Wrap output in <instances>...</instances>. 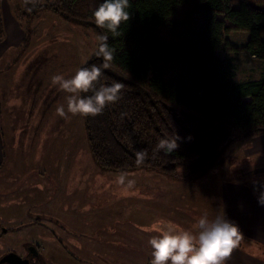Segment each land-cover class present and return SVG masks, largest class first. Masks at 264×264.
<instances>
[{
  "label": "rangeland",
  "instance_id": "rangeland-1",
  "mask_svg": "<svg viewBox=\"0 0 264 264\" xmlns=\"http://www.w3.org/2000/svg\"><path fill=\"white\" fill-rule=\"evenodd\" d=\"M37 1L43 3L44 0ZM5 7L9 14H4ZM26 8L28 6L21 0H0V22L3 16L11 14L17 24L13 41L18 36H26L27 39L25 45L22 44L23 48L12 53L13 59L17 58L13 65L16 78L24 84L31 69L38 68L41 74L35 71L37 78L44 75L52 82V77L58 74L70 78L81 66L82 60L92 57L97 36L44 10L27 23L20 16ZM3 34L5 37L4 28ZM245 40V33H228L218 53L230 62L236 82L258 80L264 74V60L242 50ZM55 84L60 95L57 99L24 105L26 121L29 117V125L34 122V133L42 132L43 138L35 149L27 145L23 152L20 150L19 157L33 177L43 173L47 175L48 171L36 169L38 163L33 155H29L31 151L35 153L37 150L38 153L40 150L37 148L41 149L40 156H34L38 162L53 168L52 174L62 186L56 181L53 184L48 180L46 182L50 191L61 190L60 199L50 202V206L43 202L46 198L35 200L37 195H42V189L37 184L39 179L24 182L27 185L25 199L19 188L7 197L3 205L8 211L22 212L5 218L0 204V255L15 253L24 258L30 256L29 264H150L148 241L157 235L151 230L157 221L189 228L202 215L209 218L218 214L227 216L226 187L232 183H247L253 186L252 194L258 197L264 194V151L249 158L247 155L251 152L239 148L240 143L247 144L250 139L262 135L232 144L227 150L233 151L236 163L216 167L201 180L183 182L187 180L184 170L178 171L175 178L165 177L153 170L102 173L90 156L83 116L68 110V93ZM61 106L63 113L56 111ZM15 184L11 181L10 188ZM0 196H3L1 189ZM27 203L34 208L29 218L23 219ZM35 203L44 210L36 209ZM248 208L254 209V206L248 205ZM250 221H253L252 214ZM244 240L240 238L237 248L242 249ZM36 249L41 260H36ZM258 254L264 256V250ZM261 260L264 262V259Z\"/></svg>",
  "mask_w": 264,
  "mask_h": 264
},
{
  "label": "trees",
  "instance_id": "trees-1",
  "mask_svg": "<svg viewBox=\"0 0 264 264\" xmlns=\"http://www.w3.org/2000/svg\"><path fill=\"white\" fill-rule=\"evenodd\" d=\"M21 3L28 6L20 15L27 23L44 10L97 37L103 32L92 16L98 0ZM128 11L119 32L107 33L113 59L103 82L121 83L120 99L101 114L83 116L95 166L168 178L184 170L194 181L236 163L227 150L232 144L264 136V74L236 82L218 53L228 33L240 32L246 34L242 50L264 60V0H130ZM162 138H178V148L158 150Z\"/></svg>",
  "mask_w": 264,
  "mask_h": 264
},
{
  "label": "crops",
  "instance_id": "crops-1",
  "mask_svg": "<svg viewBox=\"0 0 264 264\" xmlns=\"http://www.w3.org/2000/svg\"><path fill=\"white\" fill-rule=\"evenodd\" d=\"M7 11L5 7L4 14H7ZM2 26L4 28L5 37L2 36L3 38L0 39V189L3 190V196H0V204L4 208V217L10 218L14 216L13 214H20L22 211H8L6 205L3 204H5L7 197L17 192L18 188L20 191H23L21 196L25 199L24 193H26L25 191L27 189V185L24 183L25 181L30 182V180L34 179L42 180L41 183L37 180V184L40 185L42 189V195H37L35 200L46 198L43 200L46 206H50V202H56L60 199L61 190L59 188L53 189L52 191L48 189L49 181H51L52 184L56 181L62 186L60 180H56L57 177L52 174L53 168L48 167L44 162H38L37 158L34 156V154H39L40 156L41 149L37 148L40 150L38 153H36L37 150L35 153L33 150L29 155H33L34 160L38 163L36 169H41L42 172L48 171L47 175L43 173L46 177H44V175H39L37 178L33 177L29 171H26L19 157L20 150L23 152V149L27 145L33 146V149H35L38 143L41 144L40 142H42L43 138L42 132L34 133V122L31 121L29 125V117L26 121L23 115L24 105L26 106L28 102L57 99L60 95L56 89V84L49 79L46 80L48 77L43 75V77L37 78L35 76V71L41 74L39 68L37 70L31 69L30 73L27 74L28 76L24 84L21 83L19 78H16V75L13 73V65L16 63L14 60L17 58L13 59L12 53L18 52L19 49L23 48V36L22 38L18 36L15 41H13V32L17 28V24L13 21L11 14L6 17L3 16ZM18 30L21 31V29ZM12 77L19 81L15 82ZM38 82L41 83L38 84ZM38 86H41L40 89H38ZM51 102L52 101H50V103ZM58 106H60V103ZM58 109L59 108L56 110L57 112H59ZM47 112L48 111H46L43 116H45ZM38 139L40 140L38 141ZM239 148L240 150H249L251 152L247 155L249 158L254 155H259L264 151V136L252 138L247 144L240 143ZM30 163L33 164L34 161L31 160ZM9 171L10 173H8ZM102 173L106 172L102 171ZM47 180L48 182H46ZM11 181L16 182L15 185H12V188H10ZM185 181L189 180H184L183 182ZM251 187L253 186L247 183H232V185L226 187L227 217L238 225L241 232L240 238L243 237L245 239V244L242 249L236 247L230 257L227 258L226 264H264L261 260L264 259V256L258 254V252L264 250V228L262 227V224H264V213H262V206L258 204L259 197L252 194ZM32 198L30 200H32ZM16 203L22 204V202L19 201H16ZM248 205H253L254 209H249ZM35 206L39 211L44 210L40 204L35 203ZM33 208L34 206L32 204L28 206L27 203V206L23 210L24 214L22 218H29V213ZM52 208H54V206ZM250 214H252L253 221L249 222ZM23 226L28 225L24 224ZM20 230L22 231V229ZM2 231L4 232L5 229ZM36 251V260H41L37 249ZM7 254L8 253L0 255V260ZM258 257H260V259ZM21 258L26 259L24 257Z\"/></svg>",
  "mask_w": 264,
  "mask_h": 264
},
{
  "label": "clouds",
  "instance_id": "clouds-1",
  "mask_svg": "<svg viewBox=\"0 0 264 264\" xmlns=\"http://www.w3.org/2000/svg\"><path fill=\"white\" fill-rule=\"evenodd\" d=\"M130 0H98L92 16L98 31L95 51L92 56L99 63H92L91 57L82 60L81 66L70 77L63 74L52 77L53 83L68 93V110L82 116H96L104 109L119 101L122 84L105 83L103 77L113 59L107 33H118L122 24L129 20ZM63 113L61 106L58 109ZM177 139L162 138L157 149L173 152L178 148ZM143 158V153H138ZM258 204L264 206V194L258 198ZM151 230L148 244L151 248L150 264H226L240 241L238 225L226 214L209 218L199 217L189 228H180L167 221H157Z\"/></svg>",
  "mask_w": 264,
  "mask_h": 264
},
{
  "label": "water",
  "instance_id": "water-1",
  "mask_svg": "<svg viewBox=\"0 0 264 264\" xmlns=\"http://www.w3.org/2000/svg\"><path fill=\"white\" fill-rule=\"evenodd\" d=\"M0 264H29V261L21 258L17 254L9 253L1 258Z\"/></svg>",
  "mask_w": 264,
  "mask_h": 264
},
{
  "label": "flooded vegetation",
  "instance_id": "flooded-vegetation-1",
  "mask_svg": "<svg viewBox=\"0 0 264 264\" xmlns=\"http://www.w3.org/2000/svg\"><path fill=\"white\" fill-rule=\"evenodd\" d=\"M25 258L29 261L30 256H27V257H25Z\"/></svg>",
  "mask_w": 264,
  "mask_h": 264
}]
</instances>
